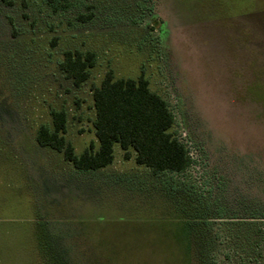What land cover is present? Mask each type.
<instances>
[{
    "label": "rangeland",
    "instance_id": "1",
    "mask_svg": "<svg viewBox=\"0 0 264 264\" xmlns=\"http://www.w3.org/2000/svg\"><path fill=\"white\" fill-rule=\"evenodd\" d=\"M61 2L0 0V264H264V0ZM74 49L95 54L78 86L59 67ZM109 70L165 99L186 171L118 144L80 171L36 142L63 109L74 153L96 149Z\"/></svg>",
    "mask_w": 264,
    "mask_h": 264
},
{
    "label": "trees",
    "instance_id": "2",
    "mask_svg": "<svg viewBox=\"0 0 264 264\" xmlns=\"http://www.w3.org/2000/svg\"><path fill=\"white\" fill-rule=\"evenodd\" d=\"M44 1L53 11L68 5L61 0ZM94 64V52L74 49L63 52L59 67L78 86L89 77ZM92 102L96 149L91 142L81 153H74L65 140L66 112L63 109L51 110L52 126L41 125L36 142L62 152L64 159L80 171H94L109 165L115 144L123 150L125 159L131 157V149L135 163L154 174L183 173L192 164L185 144L171 130L173 113L165 99L150 90L144 74L116 78L111 70L107 71L100 83L92 87Z\"/></svg>",
    "mask_w": 264,
    "mask_h": 264
}]
</instances>
